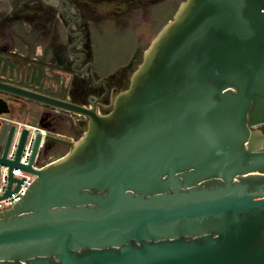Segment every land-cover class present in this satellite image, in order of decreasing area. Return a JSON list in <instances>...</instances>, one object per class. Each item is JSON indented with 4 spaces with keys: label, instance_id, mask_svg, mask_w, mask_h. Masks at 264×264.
<instances>
[{
    "label": "water",
    "instance_id": "1",
    "mask_svg": "<svg viewBox=\"0 0 264 264\" xmlns=\"http://www.w3.org/2000/svg\"><path fill=\"white\" fill-rule=\"evenodd\" d=\"M0 93L87 119L75 141L23 122L22 164L30 129L9 157L21 121L0 95L4 196L14 168L36 174L0 209V264H264V0H184L107 112ZM51 144L69 151L36 166Z\"/></svg>",
    "mask_w": 264,
    "mask_h": 264
},
{
    "label": "flooded vegetation",
    "instance_id": "2",
    "mask_svg": "<svg viewBox=\"0 0 264 264\" xmlns=\"http://www.w3.org/2000/svg\"><path fill=\"white\" fill-rule=\"evenodd\" d=\"M184 0H0V80L28 87L76 102L92 105L99 99L101 112L111 109L112 98L129 85V77L115 75L111 79L95 72L98 58L96 36L106 22L134 30V24L117 21L124 15L140 11L142 18H151L152 27L161 14H171L162 27L174 16ZM161 27V28H162ZM160 28V30H161ZM159 30V31H160ZM158 31V32H159ZM138 47L142 43L137 40ZM139 52L131 59L138 61ZM93 69V73H92ZM95 76V78L93 77ZM59 78H62L58 84ZM61 93L53 94V91ZM10 105L6 115L29 108L21 102L39 106L36 123L42 122L61 136L58 129L70 123V131L77 135L84 121L69 118L68 112L56 111L25 99L0 93ZM71 115V114H70ZM67 116L68 118H66ZM74 141L73 137L67 136ZM43 158L53 159L64 149L51 144Z\"/></svg>",
    "mask_w": 264,
    "mask_h": 264
},
{
    "label": "rangeland",
    "instance_id": "3",
    "mask_svg": "<svg viewBox=\"0 0 264 264\" xmlns=\"http://www.w3.org/2000/svg\"><path fill=\"white\" fill-rule=\"evenodd\" d=\"M171 14H161L162 16H160L159 21L154 24V26L156 25L155 29L151 28L153 26V20H151V18H142L143 15L140 11L117 18V21L134 24L137 27L134 30H125L122 28L123 26L121 27L112 22H106L102 26L100 33L96 36L95 47L98 51V58L94 64L95 72L102 77H108L109 79L115 75L123 74L129 77L133 70L142 61L144 50L150 45L151 41L158 34V31ZM137 40L142 43L141 47H138ZM137 51L139 52L138 61H133L131 57ZM61 80L62 78H59L58 84L61 83ZM59 90L60 89H58L57 92L53 91V94L60 93ZM20 111L26 113L25 115H29L33 120V124L36 123L38 115L35 110L33 111L30 108L29 110L24 109ZM72 115L73 120L76 122L81 120L84 121L78 134L74 135V133L70 131L71 125L67 122L64 123L67 124L66 126L58 129V132L62 133L64 138H67V136L73 137L75 141L87 128V119L80 115L69 114L70 119ZM65 117L68 118L67 116ZM68 151L69 147L64 146V149L60 150L54 158H57ZM46 155L48 154H45L43 157H46Z\"/></svg>",
    "mask_w": 264,
    "mask_h": 264
},
{
    "label": "built area",
    "instance_id": "4",
    "mask_svg": "<svg viewBox=\"0 0 264 264\" xmlns=\"http://www.w3.org/2000/svg\"><path fill=\"white\" fill-rule=\"evenodd\" d=\"M28 127L30 129V132L28 134V137L26 139V143L23 147V151L21 154L20 162L22 164H28L30 161L31 154L33 152V146H34V140L36 133L34 132L33 129H36L35 127H32L30 125L24 124L23 122L19 123L15 136L11 145V149L9 151V157H13L15 151H16V146L18 144L19 136L21 134L22 128L23 127ZM38 130L43 134V137L48 134L49 130L45 127H37ZM33 130V131H32ZM44 160L37 159L35 165L36 166H42L44 164ZM9 167L7 165H1L0 167V209H5L8 207H11L12 205L16 204L19 202L26 192L28 191L29 187L31 184L34 182L36 178V174L25 171L21 168H14L13 169V175L16 178V180L12 184V193L8 196H4L6 193L8 186H9ZM21 179V182L18 183V180ZM18 187V189H16ZM4 196V197H3Z\"/></svg>",
    "mask_w": 264,
    "mask_h": 264
},
{
    "label": "crops",
    "instance_id": "5",
    "mask_svg": "<svg viewBox=\"0 0 264 264\" xmlns=\"http://www.w3.org/2000/svg\"><path fill=\"white\" fill-rule=\"evenodd\" d=\"M19 106H25V107H27V108H31V110H36V109H39V106H37V105H35V104H32V103H30V104H27L26 102H22V103H20L19 104ZM26 109V108H25ZM26 113H23V112H21L20 110H18V111H15V113H14V116H12L14 119H16V120H19V121H21V122H25V123H31V124H33L32 122H33V120H32V118L29 116V115H25Z\"/></svg>",
    "mask_w": 264,
    "mask_h": 264
}]
</instances>
